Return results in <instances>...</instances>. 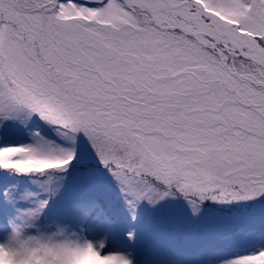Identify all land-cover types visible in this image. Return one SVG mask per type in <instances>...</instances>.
I'll list each match as a JSON object with an SVG mask.
<instances>
[{
  "label": "snow or ice",
  "instance_id": "snow-or-ice-1",
  "mask_svg": "<svg viewBox=\"0 0 264 264\" xmlns=\"http://www.w3.org/2000/svg\"><path fill=\"white\" fill-rule=\"evenodd\" d=\"M0 264H264V0H0Z\"/></svg>",
  "mask_w": 264,
  "mask_h": 264
}]
</instances>
